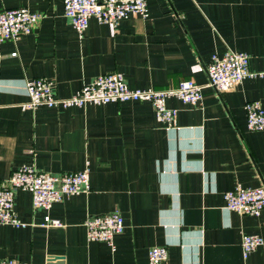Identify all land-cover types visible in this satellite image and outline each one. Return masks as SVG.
Segmentation results:
<instances>
[{"label": "crops", "instance_id": "0c3cea01", "mask_svg": "<svg viewBox=\"0 0 264 264\" xmlns=\"http://www.w3.org/2000/svg\"><path fill=\"white\" fill-rule=\"evenodd\" d=\"M147 1L148 16L118 24L91 18L81 36L64 0H0V12L28 7L44 15L31 33L0 42V186L25 165L52 173L89 168L92 186L49 211L17 191L15 207L28 225H0V260L149 264L150 248L166 245L163 264H264V210L230 212L224 197L238 185L264 186V130L248 128L245 110L249 101L264 108V77L219 94L206 70L229 50L264 70V0ZM111 72L132 88L191 79L204 86L203 99L198 106L168 99L178 112L171 127L150 102L22 107L35 78L53 80L56 95L68 97ZM116 209L125 220L116 247L89 240L86 218ZM47 214L65 225L42 226ZM244 233L263 238L247 258Z\"/></svg>", "mask_w": 264, "mask_h": 264}, {"label": "built area", "instance_id": "2783aa9c", "mask_svg": "<svg viewBox=\"0 0 264 264\" xmlns=\"http://www.w3.org/2000/svg\"><path fill=\"white\" fill-rule=\"evenodd\" d=\"M64 13L71 20L76 31L83 36L91 18L100 22L118 24L133 15L148 16L147 0H64ZM44 15L28 7L6 9L0 12V42L16 40L31 33ZM208 85L219 94L232 90L249 77H264L263 71L250 69V55L229 50L224 55H214L208 64ZM204 86L194 80H183L177 87L165 89L132 88L121 72L102 74L85 83L76 93L60 97L55 93V82L45 77L35 78L27 83L29 101L22 104L24 110L45 105L53 108L83 107L86 104L141 101L150 102L158 120L173 126L177 109L168 105V99L175 97L184 103L198 106L203 99ZM247 125L250 130H264V108L259 101L245 105ZM92 189L89 168L79 171L52 173L25 165L12 172L0 186V225L25 227L16 210V192L27 190L32 194L33 208L49 211L53 205L70 195L88 193ZM226 210L242 215L258 216L264 210V186L247 188L238 185L224 194ZM89 240L107 242L113 249L115 236L125 229V220L119 210L89 215L84 222ZM44 227H63L60 218L47 214L41 223ZM263 238L256 234L242 236L243 255L247 258ZM169 258L166 245H155L149 250V264H163ZM0 264H26L15 258L0 260Z\"/></svg>", "mask_w": 264, "mask_h": 264}, {"label": "water", "instance_id": "95a60500", "mask_svg": "<svg viewBox=\"0 0 264 264\" xmlns=\"http://www.w3.org/2000/svg\"><path fill=\"white\" fill-rule=\"evenodd\" d=\"M58 257H61V256H58ZM63 259V258H62Z\"/></svg>", "mask_w": 264, "mask_h": 264}]
</instances>
